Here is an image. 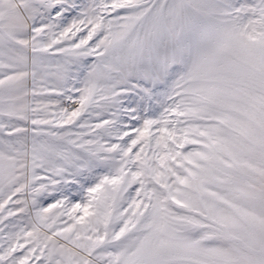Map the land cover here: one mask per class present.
Masks as SVG:
<instances>
[{
  "label": "snow or ice",
  "instance_id": "obj_1",
  "mask_svg": "<svg viewBox=\"0 0 264 264\" xmlns=\"http://www.w3.org/2000/svg\"><path fill=\"white\" fill-rule=\"evenodd\" d=\"M0 264H264V0H0Z\"/></svg>",
  "mask_w": 264,
  "mask_h": 264
}]
</instances>
